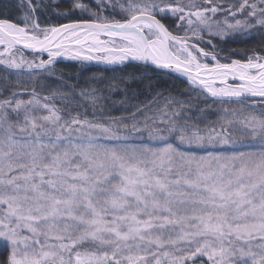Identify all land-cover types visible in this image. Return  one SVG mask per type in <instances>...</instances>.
<instances>
[{"label": "snow or ice", "instance_id": "1", "mask_svg": "<svg viewBox=\"0 0 264 264\" xmlns=\"http://www.w3.org/2000/svg\"><path fill=\"white\" fill-rule=\"evenodd\" d=\"M0 10V264H264V47H220L264 33V0ZM60 59L183 78L219 119L162 92L113 115L63 83ZM48 79L62 86L42 94Z\"/></svg>", "mask_w": 264, "mask_h": 264}, {"label": "trees", "instance_id": "2", "mask_svg": "<svg viewBox=\"0 0 264 264\" xmlns=\"http://www.w3.org/2000/svg\"><path fill=\"white\" fill-rule=\"evenodd\" d=\"M13 19H15V15H13ZM51 22L55 23L56 20L53 19ZM220 47L225 49L221 53V56L231 55L233 59L244 58L246 54L251 53L252 49L264 47V33L258 35L250 34L245 39H230L228 42L222 43ZM233 52L235 53L234 55L232 54ZM55 68L57 73H63V83L79 86L74 89L76 92L91 89L98 90L102 97H106V99H102L99 102V105L110 111L113 115H120L122 113L121 101L126 100L129 103H138L155 95L156 92H162L165 95L171 93L182 100H191L194 111L197 108L205 109L206 115L204 118L206 120L219 119V116L215 113L220 106L212 104L210 100L206 104L203 97L197 99L194 94L191 96L186 95L185 93L189 89L188 85L183 82V78H177L176 76L156 77L149 73V79L144 78L142 73L136 71L131 66L124 69V71L113 72L110 69L106 70L104 66L94 63L85 66L64 59H60ZM0 75H8L2 66H0ZM114 76L116 77L115 81L112 80ZM132 76L135 77V80L130 79ZM122 78L126 81L127 91H125V84L120 83ZM23 80L28 81V77H23ZM101 80H103V83L100 82ZM29 84L30 89L36 86L34 83ZM113 84L116 85L115 88L110 87ZM149 85L152 87H149ZM61 86V81L48 79L41 81L39 90L43 94L45 88L54 89Z\"/></svg>", "mask_w": 264, "mask_h": 264}, {"label": "rangeland", "instance_id": "3", "mask_svg": "<svg viewBox=\"0 0 264 264\" xmlns=\"http://www.w3.org/2000/svg\"><path fill=\"white\" fill-rule=\"evenodd\" d=\"M258 35V34H263V33H261V32H259V31H252V32H250V33H248L247 35H244V34H241V35H239V36H234V37H232L231 39H245L246 37H248L249 35ZM27 55V54H26ZM29 59L31 58V57H28ZM4 76H1L0 75V79H2ZM15 79L16 78H14L13 77V81H15ZM25 83L23 84V88H27V89H29L30 90V84L29 83H27V81H24ZM25 98H27V97H25Z\"/></svg>", "mask_w": 264, "mask_h": 264}, {"label": "water", "instance_id": "4", "mask_svg": "<svg viewBox=\"0 0 264 264\" xmlns=\"http://www.w3.org/2000/svg\"><path fill=\"white\" fill-rule=\"evenodd\" d=\"M95 64V63H94ZM101 66H104V65H101ZM104 67H106V66H104Z\"/></svg>", "mask_w": 264, "mask_h": 264}]
</instances>
